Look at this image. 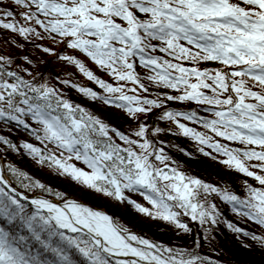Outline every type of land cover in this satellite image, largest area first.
Instances as JSON below:
<instances>
[{"label":"snow or ice","instance_id":"1","mask_svg":"<svg viewBox=\"0 0 264 264\" xmlns=\"http://www.w3.org/2000/svg\"><path fill=\"white\" fill-rule=\"evenodd\" d=\"M177 156L212 160L238 189ZM111 206L202 234L154 240ZM221 225L264 261V0H0V264H234Z\"/></svg>","mask_w":264,"mask_h":264},{"label":"trees","instance_id":"2","mask_svg":"<svg viewBox=\"0 0 264 264\" xmlns=\"http://www.w3.org/2000/svg\"><path fill=\"white\" fill-rule=\"evenodd\" d=\"M22 51V50H21ZM49 71L59 72L61 70L59 65H48ZM77 79L80 83L85 86H92L91 82L87 81L86 78L77 74ZM73 99L77 102L86 105L90 109H95L97 105H93L89 103L87 100L82 99L78 94L74 91L70 92ZM121 114L109 112L108 119L117 125L122 126L124 121L120 118ZM181 143L186 144V141H177L173 140V143ZM177 158L188 167L191 172L202 179H205L209 182L213 183H223V182H232L238 189L240 184V179L236 175L226 172L219 164L213 162L212 160L204 157L197 156L192 159H187L183 156H177ZM13 159H16L13 157ZM16 162L22 167H28L34 174V176L40 180H46L45 183L53 186L54 188H58L61 191H65L68 194H78L81 197V200L84 202H88L85 197L87 193L81 191L76 185H74L70 180L65 178H60L55 175L53 172L49 170H41L34 167L27 159L16 160ZM48 181V182H47ZM91 199L96 200L97 198L92 197ZM104 201L97 200L95 206L103 207ZM107 211H111L114 215L118 217L130 221L135 229L142 234H145L148 238L154 240H160L165 243H180L190 245L192 243V239L198 235L202 234V230L197 228L196 232L193 233L192 237L184 236L183 238L178 239L175 234L171 231V229L166 228L164 225L156 224L153 221L140 218L136 216L134 212L128 208H116L115 206H111L110 208H106ZM226 217L229 220L235 221L236 218L229 212H225ZM242 227H246V225H241ZM216 244L222 250V255L219 257L223 261H239L241 264H264V261L261 260L258 253L247 252L240 248L239 244L236 243L235 237L223 226H220L219 233L216 234ZM202 254H206L209 256H213L214 252L211 246L205 243Z\"/></svg>","mask_w":264,"mask_h":264},{"label":"rangeland","instance_id":"3","mask_svg":"<svg viewBox=\"0 0 264 264\" xmlns=\"http://www.w3.org/2000/svg\"><path fill=\"white\" fill-rule=\"evenodd\" d=\"M86 106V105H85ZM93 110H96V111H100V109H99V106L97 105L96 106V108L95 109H93ZM104 116H105V118L106 119H108V117H109V112H104V113H102ZM26 169L29 171V172H31L32 174H34L28 167H26ZM42 182H45L46 180H41ZM48 182V181H47ZM69 195H72V196H74L75 198H78V199H80L81 197L78 195V194H69Z\"/></svg>","mask_w":264,"mask_h":264}]
</instances>
